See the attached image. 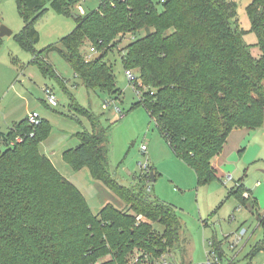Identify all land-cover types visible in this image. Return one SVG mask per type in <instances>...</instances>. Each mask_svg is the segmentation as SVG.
I'll use <instances>...</instances> for the list:
<instances>
[{
    "label": "trees",
    "instance_id": "trees-1",
    "mask_svg": "<svg viewBox=\"0 0 264 264\" xmlns=\"http://www.w3.org/2000/svg\"><path fill=\"white\" fill-rule=\"evenodd\" d=\"M80 1L16 0L25 23L13 36L20 48L33 55L32 64L44 77L55 78L64 88L67 82L48 61L52 52L65 59L87 91L117 97L114 67L107 57L125 35L134 36L121 49V60L126 71H138V105L176 157L194 170L199 185L214 181L213 161L230 134L264 126V0H251L247 7L262 52L258 60L234 27L237 6L231 0H102L85 15L77 13ZM50 8L72 17L77 26L38 52L36 22ZM2 25L0 12V29ZM3 43L0 37V48ZM87 44L97 55L83 54ZM71 109L87 117L93 130L78 133V146L64 151L63 160L74 172L87 168L127 208L107 204L94 214L85 195L40 151L52 133L49 122L33 125L28 117L8 133L0 132L5 147H0V264H129L135 253L139 264H154L177 249L183 251V226L175 206L151 198L142 173L138 185H120L109 170L110 127L77 103ZM149 174L155 181L151 167ZM235 191L243 207L253 205L251 215L263 233L253 258L264 250V213L258 212L251 195L246 199L244 192ZM212 245L223 257L221 244Z\"/></svg>",
    "mask_w": 264,
    "mask_h": 264
},
{
    "label": "rangeland",
    "instance_id": "rangeland-1",
    "mask_svg": "<svg viewBox=\"0 0 264 264\" xmlns=\"http://www.w3.org/2000/svg\"><path fill=\"white\" fill-rule=\"evenodd\" d=\"M231 1L237 6L234 27L243 33L245 45L258 60L262 52L247 13L252 1ZM101 2L88 0L81 2V5L86 12H92ZM0 12L3 25L13 31L10 37L3 38L4 43L0 48V132L8 133L15 124L30 115L47 120L52 133L40 145L41 153L53 162L59 173L73 179L94 214L107 204L123 211L127 208L124 200L105 183L95 179L87 168L74 172L63 160V151L78 146L76 135L93 130L87 117L72 111V105L77 103L100 117L103 127L111 129L109 170L113 178L120 185L136 186L142 172L141 164L149 163L157 178L150 184L143 183L144 190L151 198L158 197L176 208L183 226L181 247L185 252L177 249L166 255L164 260H155L154 264H207L213 258L212 254L216 253L212 242L220 243L224 251L223 257L217 253L221 264H264V250L251 257L254 248L263 242V233L257 229V220L251 215L253 205L248 203L247 207H243L236 193L233 194L239 190L244 192L246 199L251 195L258 203V212L262 214L264 211V126L256 130H244L243 133L251 132L247 136L251 143L245 153H241L238 147L239 132L233 133L223 150L221 166L216 168L217 178L208 184L199 185L194 170L176 157L148 112L138 105L140 97L137 89L126 76L121 60L124 54L121 49L126 48L134 36L125 35L107 57L114 67L119 91L117 97L101 91H87L83 83L74 77V70L65 59L59 53L52 52L48 56L49 63L59 77L65 78L67 83L64 88L55 78L44 77L38 66L32 64L33 55L24 52L14 39L13 36L25 26L16 0H0ZM36 23L41 38L36 47L38 52L61 41L77 26L72 17L59 15L51 8ZM90 48L91 45H85L83 54L89 57L97 55L91 54ZM130 71L134 77L138 75L136 69ZM47 88L54 92L59 101L58 107L48 105L45 94ZM142 146H146V151L142 150ZM0 147L2 150L5 148L3 145ZM148 187L151 192L147 190ZM242 230H246L247 234L241 242H237ZM139 256L137 253L131 256L129 264H139Z\"/></svg>",
    "mask_w": 264,
    "mask_h": 264
},
{
    "label": "built area",
    "instance_id": "built-area-1",
    "mask_svg": "<svg viewBox=\"0 0 264 264\" xmlns=\"http://www.w3.org/2000/svg\"><path fill=\"white\" fill-rule=\"evenodd\" d=\"M86 1L88 0H81L78 4H77V13L80 14V15H85V10H84V7L81 5V2L85 3ZM114 1H117V0H114ZM121 1H125V0H121ZM165 0H161V3H164ZM89 52L91 54H97L98 52L96 51L95 48L91 47L89 49ZM87 58H90L89 56H87ZM126 76L129 78V80L133 83V85L136 87L137 89V93L138 95L140 96L141 95V92L139 90V88L137 87L138 85L135 84V82H139V85L142 86V83L138 80L137 81V78L136 76L134 77L132 72L131 71H126ZM45 94H46V100L48 102V104L51 106V107H58V104H59V101L58 99H56V96L54 94V92L50 89V88H47L45 90ZM118 112L120 113L121 111L118 110ZM29 121L33 124V125H38L40 122H41V119L38 118L37 115H30L29 117ZM18 141H21V138H17ZM142 150L143 151H146V146H142ZM141 173L143 175H145V177L147 178V184H150L151 183V180L149 178L150 176V164L149 163H145V164H141ZM149 192H151L150 190V187H148L147 189ZM246 230H242L240 233H239V236L237 237V242H241L245 235H246ZM213 258L211 260H208L207 261V264H221V262L219 261V256L217 255V253H213L212 254ZM164 264H167L166 262H164Z\"/></svg>",
    "mask_w": 264,
    "mask_h": 264
},
{
    "label": "crops",
    "instance_id": "crops-1",
    "mask_svg": "<svg viewBox=\"0 0 264 264\" xmlns=\"http://www.w3.org/2000/svg\"><path fill=\"white\" fill-rule=\"evenodd\" d=\"M98 9V8H97ZM84 10H85V8H84ZM85 14H87V12H86V10H85ZM48 61H49V59H48ZM74 77H75V73H74ZM62 79H64L65 80V78H63V77H61ZM24 119H27V117L26 118H24ZM23 119V120H24ZM246 130H248V129H246ZM250 131V130H249ZM236 132H239V139H238V143H239V145H238V147H239V149H240V152L242 153V152H244L245 153V151L247 150V148H248V146H249V144L251 143V141H249V139H247V136L251 133V132H245V133H243L244 132V130H234L231 134H230V136L233 134V133H236ZM230 136H229V138H230ZM229 138H228V143H229ZM250 138V137H249ZM245 143L246 144H248V145H246L245 146V148H244V145H245ZM226 146H227V144H226ZM225 146V147H226ZM224 147V148H225ZM170 148V147H169ZM172 151V150H171ZM225 151V150H224ZM224 151L222 152V154H220L219 156H217V161H216V163H214V161H213V167L216 169V168H219L218 166L220 165V162L222 161V155H223V153H224ZM64 152V151H63ZM226 159H229V157H226ZM51 161V160H50ZM221 166V165H220ZM56 167V166H55ZM57 170H58V168H57ZM80 172V171H79ZM223 174V173H222ZM64 176V175H63ZM64 177H66L70 182H72L73 183V179L70 177V176H68L67 174L64 176ZM74 184V183H73ZM75 185V184H74ZM259 185V184H258ZM75 186H77V185H75ZM78 187V186H77ZM79 189V188H78ZM80 190V189H79ZM83 193V192H82ZM247 195H248V193H247ZM250 195V194H249ZM158 198V197H157ZM251 198H254V197H252L251 196ZM255 199V198H254ZM262 213H264V211L262 212Z\"/></svg>",
    "mask_w": 264,
    "mask_h": 264
},
{
    "label": "water",
    "instance_id": "water-1",
    "mask_svg": "<svg viewBox=\"0 0 264 264\" xmlns=\"http://www.w3.org/2000/svg\"><path fill=\"white\" fill-rule=\"evenodd\" d=\"M74 18H77L78 15H73ZM13 34V31L6 26L2 25L0 29V37L5 38V37H10ZM146 35L149 37L150 36V29H146ZM0 123H1V118H0ZM154 180V178H153Z\"/></svg>",
    "mask_w": 264,
    "mask_h": 264
}]
</instances>
